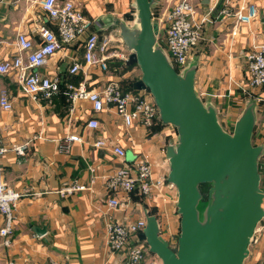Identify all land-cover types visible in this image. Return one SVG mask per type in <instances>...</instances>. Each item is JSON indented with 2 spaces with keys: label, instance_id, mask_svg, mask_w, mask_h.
<instances>
[{
  "label": "crops",
  "instance_id": "obj_1",
  "mask_svg": "<svg viewBox=\"0 0 264 264\" xmlns=\"http://www.w3.org/2000/svg\"><path fill=\"white\" fill-rule=\"evenodd\" d=\"M38 1L0 0V63L18 54V33L38 44L39 25L57 32L56 24ZM71 1L92 21L93 32L99 37L109 36L114 46L128 54L120 25L131 23L133 0ZM176 1L156 2L155 17L160 24H165L164 14ZM191 1L196 17L202 21L200 39L180 72L193 69L197 94L204 103L215 107L222 123L234 125L245 103L254 100L253 141L264 146V84L251 87L246 71L247 54L264 43V0ZM247 3L256 6L257 17L240 23L235 12ZM85 38L86 34H82L38 68L44 75L59 79V91L50 99L24 93L14 71L0 73V89L7 90L12 103L10 110L0 106V143L7 148L1 156L3 180L21 194L14 210L11 245L5 246L0 236V264L9 260L15 264H121L122 254L112 253L106 244L105 222L109 215L124 223L152 215L159 225V234L170 245L176 243L180 220L176 188L167 184L148 197L137 189L129 193L109 191L105 181L121 165V159L108 143L94 146L95 140L105 139L123 147L125 162L144 158L151 164L153 176L162 177L167 183L166 149L177 143L176 129L158 121L148 128L128 127L110 105L94 112L89 100H71L67 92L70 84L98 90L109 80H117L127 91L135 90L131 85L141 76L137 66L103 72L85 64ZM72 61L81 66L76 74L69 72ZM90 118L98 120V127L87 126ZM68 135H76L79 140L67 141ZM18 145L23 147L22 153L12 149ZM261 160L263 163L264 154ZM74 185L88 188L61 194L63 187ZM110 197L119 201L113 210L107 205ZM2 224L0 215V227ZM39 229L44 232L38 234ZM261 230L263 222L257 224L254 236L260 235ZM263 240L264 231L260 235ZM155 256L149 257L155 260Z\"/></svg>",
  "mask_w": 264,
  "mask_h": 264
},
{
  "label": "water",
  "instance_id": "obj_2",
  "mask_svg": "<svg viewBox=\"0 0 264 264\" xmlns=\"http://www.w3.org/2000/svg\"><path fill=\"white\" fill-rule=\"evenodd\" d=\"M157 1L134 0L137 26L120 25V35L128 51L126 66L135 65L141 73L132 88L147 89L158 118L177 132V143L166 149V179L177 192L179 234L170 245L150 215L139 238L162 264H243L264 216L258 172L264 146L251 139L255 101H248L231 132L221 126L215 107L195 90L193 69L177 72L158 44L159 25L152 13ZM201 183L210 186L200 213Z\"/></svg>",
  "mask_w": 264,
  "mask_h": 264
},
{
  "label": "built area",
  "instance_id": "obj_3",
  "mask_svg": "<svg viewBox=\"0 0 264 264\" xmlns=\"http://www.w3.org/2000/svg\"><path fill=\"white\" fill-rule=\"evenodd\" d=\"M38 3L45 14L56 24L57 32L44 24L39 25L37 27L40 36L38 44L33 43L23 33H18L16 35L18 54L0 63V73L14 71L16 82L24 93L33 98L40 95L44 99H50L59 91V79L55 76L44 75L38 68L45 65L58 50L72 45L82 34H86L83 43L85 64L105 72L109 69V61L117 59L121 62L117 68H124L127 53L118 46H114L109 36L99 37L93 32L91 30L92 21L85 18L71 0H39ZM235 15L240 23H248L257 17V8L253 3H247L239 7ZM164 22L163 25L158 22L163 32L158 39L163 41L169 57L181 70L200 39L202 21L196 17V9L191 0H177L165 12ZM80 69L79 62H71L69 67L71 74L78 73ZM246 71L248 84L251 87L264 84V43L247 54ZM67 92L71 100H89L94 112L102 111L107 105L112 106L128 127L142 125L148 128L158 119L157 106L147 89L125 91L117 80H109L98 90H87L82 86L74 87L70 84L67 86ZM0 106L4 110L12 108L8 92L4 88L0 89ZM98 125L96 118H90L87 121L89 128H96ZM66 140L77 141L79 137L68 135ZM107 143L114 155L121 159V165L105 181V186L109 191L129 193L137 189L141 195L148 197L155 190L167 184L173 186L169 182L165 183L164 178L153 176L151 164L146 159L140 158L130 163L125 162L126 151L123 147L105 139L95 140L94 146L103 147ZM12 149L19 153L23 152L21 145L14 146ZM6 150L7 148L0 143V215L3 217L0 236L3 244L9 246L12 241L14 210L21 194L9 187L3 180L1 156ZM261 165L264 166V162ZM89 169L94 171L92 166H89ZM86 188L88 187L84 185H74L63 187L60 192L65 195ZM107 205L109 210H113L119 206V201L115 197H110L107 199ZM145 225L146 219L144 218L124 223L108 216L105 222L106 244L112 253L122 254L121 264H162L149 257L153 253L149 251L146 242L139 238ZM255 238L253 236L252 240L255 241ZM6 264L15 263L9 260Z\"/></svg>",
  "mask_w": 264,
  "mask_h": 264
},
{
  "label": "rangeland",
  "instance_id": "obj_4",
  "mask_svg": "<svg viewBox=\"0 0 264 264\" xmlns=\"http://www.w3.org/2000/svg\"><path fill=\"white\" fill-rule=\"evenodd\" d=\"M132 7H133L132 8L133 9V18H132L131 23L128 24V25H130V27H134L135 28L137 26V21H136V12L137 11H136V8H135L134 0H133ZM153 8H154V11L156 9V11L158 12L156 6L153 7ZM153 16H154V19L156 20V17L155 16H157V14H155ZM156 21H158V20H156ZM162 33H163L162 30L159 28V35L162 34ZM158 36H157V39L159 38ZM125 49L127 51L126 45H125ZM166 55L168 56L171 64L173 65V67L176 69V65L171 60V58L169 57L168 53H166ZM247 103H248V101L245 104H247ZM242 111H243V109L241 110L240 114L242 113ZM222 124L224 126L223 128H225L226 131H228V132H231V130L233 129L232 128L233 126L232 125H229L228 123H222ZM204 204H205V201H203V200H201L199 202V204H198V209H199L200 213L204 209ZM262 205H264V203H262ZM263 218H264V216L262 217V219L259 222H263L264 223V219ZM258 231L259 230H257V232ZM263 231L261 230V232H260L261 234L260 235H262ZM260 235H257L256 238H255V241L252 240L251 243L249 244V246H248V254L245 257V259L243 261V264H261L264 261V240L263 241H260ZM155 257H156L155 258V261L158 262V263H161L160 259L157 256H155Z\"/></svg>",
  "mask_w": 264,
  "mask_h": 264
},
{
  "label": "trees",
  "instance_id": "obj_5",
  "mask_svg": "<svg viewBox=\"0 0 264 264\" xmlns=\"http://www.w3.org/2000/svg\"><path fill=\"white\" fill-rule=\"evenodd\" d=\"M155 7V6H154ZM152 13H153V15H155L156 13H157V11H156V9H155V11H154V8H152ZM154 17V16H153ZM158 41V44L162 47V48H164V43H163V41L161 40V39H158L157 40ZM121 64V62L119 61V60H117V59H113V60H111V61H109V69L111 68H115V67H117L118 65H120ZM133 66H135V65H132V66H126V64L124 65V70L125 69H128V68H131V67H133ZM179 70H180V68H179V66H176V71L177 72H179ZM77 81V80H76ZM217 116H218V120H219V122H220V124H221V126L222 127H224L223 126V124H222V122L220 121V119H219V115H218V113H217ZM156 121H158V122H160V123H162L161 122V120L158 118ZM155 121V122H156ZM233 126V125H232ZM233 128V127H232ZM225 129V128H224ZM226 130V129H225ZM232 131V130H231ZM253 137H254V129H253V132H252V143L254 144V141H253ZM263 156V155H262ZM262 156L259 158V160H258V172H259V174H260V187H261V189L264 191V166H262L261 164H262V160H261V158H262ZM209 186H210V184L209 183H201L200 185H199V189H200V192H201V194H202V200L203 201H206V199H207V191H208V188H209Z\"/></svg>",
  "mask_w": 264,
  "mask_h": 264
}]
</instances>
